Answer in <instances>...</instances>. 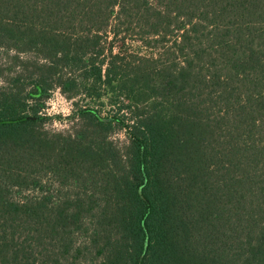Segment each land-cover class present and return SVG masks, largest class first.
<instances>
[{
	"label": "trees",
	"instance_id": "obj_1",
	"mask_svg": "<svg viewBox=\"0 0 264 264\" xmlns=\"http://www.w3.org/2000/svg\"><path fill=\"white\" fill-rule=\"evenodd\" d=\"M0 80V264H264V0H0Z\"/></svg>",
	"mask_w": 264,
	"mask_h": 264
},
{
	"label": "rangeland",
	"instance_id": "obj_2",
	"mask_svg": "<svg viewBox=\"0 0 264 264\" xmlns=\"http://www.w3.org/2000/svg\"><path fill=\"white\" fill-rule=\"evenodd\" d=\"M114 46L118 50L119 46H122V43L116 42ZM122 49L130 52H139L143 55H149L155 52V50L149 51L143 48L141 42L129 39L126 40ZM31 60L33 61L35 58H31ZM7 61H9V58H2L1 62L6 65L8 63ZM104 70L105 67H103V74ZM0 84H3V80H0ZM76 103L79 106L95 108L100 112L102 117H111L117 113V106L112 107L106 98L101 100V102L96 99L85 98L84 96L70 100L62 93L61 89L54 88L41 112V116H44L46 119L44 124L45 130L58 134L74 133L76 130H80V119H77L75 112L77 108ZM53 104L56 106L55 110H53ZM109 140L122 146L126 142V133L124 130L117 131L109 137Z\"/></svg>",
	"mask_w": 264,
	"mask_h": 264
},
{
	"label": "clouds",
	"instance_id": "obj_3",
	"mask_svg": "<svg viewBox=\"0 0 264 264\" xmlns=\"http://www.w3.org/2000/svg\"><path fill=\"white\" fill-rule=\"evenodd\" d=\"M55 107H56L55 104H53V110H55ZM49 114H51V112H49Z\"/></svg>",
	"mask_w": 264,
	"mask_h": 264
}]
</instances>
